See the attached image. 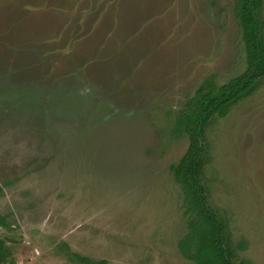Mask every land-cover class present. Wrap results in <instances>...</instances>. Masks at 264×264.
<instances>
[{"label":"rangeland","instance_id":"rangeland-1","mask_svg":"<svg viewBox=\"0 0 264 264\" xmlns=\"http://www.w3.org/2000/svg\"><path fill=\"white\" fill-rule=\"evenodd\" d=\"M260 9L264 37V0ZM236 0H0L3 264H195L177 113L245 70ZM201 181L264 264V77L204 133ZM244 241L245 247L238 248Z\"/></svg>","mask_w":264,"mask_h":264},{"label":"trees","instance_id":"trees-1","mask_svg":"<svg viewBox=\"0 0 264 264\" xmlns=\"http://www.w3.org/2000/svg\"><path fill=\"white\" fill-rule=\"evenodd\" d=\"M262 0H236L235 18L243 42L245 70L222 85L207 81L201 85L180 110L172 127L177 136L185 134L188 147L177 163L170 166L187 201L188 232L179 243L184 257L195 264H233L232 249L226 237L222 219L207 203L201 181L204 164V133L209 120L224 117L241 99L251 95L264 77V37L260 19ZM0 226L5 227L0 216ZM245 242H238L243 249ZM9 256V250L0 239V264ZM239 264H251L240 259Z\"/></svg>","mask_w":264,"mask_h":264}]
</instances>
